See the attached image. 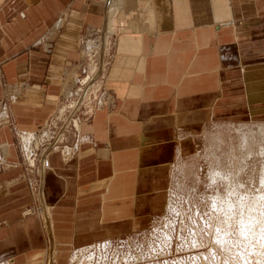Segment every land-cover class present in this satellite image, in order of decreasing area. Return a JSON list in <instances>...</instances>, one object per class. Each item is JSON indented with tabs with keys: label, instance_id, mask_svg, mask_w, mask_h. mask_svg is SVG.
I'll return each instance as SVG.
<instances>
[{
	"label": "crops",
	"instance_id": "0c3cea01",
	"mask_svg": "<svg viewBox=\"0 0 264 264\" xmlns=\"http://www.w3.org/2000/svg\"><path fill=\"white\" fill-rule=\"evenodd\" d=\"M93 29L87 42L105 38L98 61L112 102L79 122L86 138L74 157L51 151L38 168L57 249L144 229L164 210L173 164L209 125L264 122V0H0L10 163L0 170V262L43 263L41 227L23 216L32 197L14 133L63 112Z\"/></svg>",
	"mask_w": 264,
	"mask_h": 264
},
{
	"label": "rangeland",
	"instance_id": "374dc122",
	"mask_svg": "<svg viewBox=\"0 0 264 264\" xmlns=\"http://www.w3.org/2000/svg\"><path fill=\"white\" fill-rule=\"evenodd\" d=\"M89 80L87 78L85 81L90 83ZM87 85L79 100L81 102L87 93ZM76 87L74 82L71 90ZM72 99V94L63 96L59 103L65 105ZM37 129L24 135L21 134L26 132L24 130L17 129L14 133L13 142L22 167L24 159L20 155V145L25 140L36 142L38 135L34 134ZM3 152L4 149L1 155ZM58 154L64 160L76 155L64 158L61 152ZM22 171L21 168V175L15 178L22 179ZM37 173L30 174L31 180L37 179ZM170 179L166 209L161 216L174 219V233L188 237L193 230L191 225L196 226L198 244L203 248L210 244L226 251L233 264H264V242L260 243L259 236L264 230V122L209 125L197 142L195 153L188 158L176 160L173 164ZM39 186L40 184L29 185L31 206L23 212V216H35L38 226L41 227L45 241L42 264L46 261L45 264H83V259L75 254L78 246L60 250L51 241L48 234L50 207L43 205ZM247 226L248 236L240 234L241 228ZM0 264H16V261L14 263L13 259H8Z\"/></svg>",
	"mask_w": 264,
	"mask_h": 264
},
{
	"label": "built area",
	"instance_id": "2783aa9c",
	"mask_svg": "<svg viewBox=\"0 0 264 264\" xmlns=\"http://www.w3.org/2000/svg\"><path fill=\"white\" fill-rule=\"evenodd\" d=\"M97 29L87 30L83 35L84 45L82 50L84 51V56L79 63V68L81 69L78 73L79 80L75 81L77 87L73 89L72 94L73 99L75 98L76 101L78 100L79 86L82 85L81 81L92 74L95 69V50L92 47L93 43L87 42V38H94L98 31ZM105 68L104 64V70L96 81L98 85L87 91L86 97L77 110L74 121H70L71 115L67 114L70 109V103L74 102L72 99L68 104L63 105V112H57L54 109L45 118L44 122L35 131L34 135H38L35 143L22 141V149L20 151L24 159L23 169L27 172L26 177L28 179L26 178V181L30 185H39V174L37 172L42 157L41 150L46 151V149H54L56 147L64 155V158L75 155L79 143L86 138L80 131L79 122L82 119H88L102 103L112 102V98L104 89L102 81ZM4 109L7 110L6 103L1 98L0 125L9 121L8 113L4 112ZM25 151H27V156L30 157V160L33 159L31 163L25 160ZM4 163L0 160V169ZM35 173L38 174L37 179L31 180L30 174L33 175ZM166 204L163 210L164 213ZM163 212L159 216L152 218L147 227L142 230L94 240L86 244L84 248L78 246L75 254L79 255L81 260L83 259V264H233L228 259L226 251H221L210 244L204 248L198 244L199 236L196 226L191 225L193 230L188 237L181 236L177 232L174 233L173 229L176 222L174 219L166 218L164 215L162 217ZM207 225H209V222Z\"/></svg>",
	"mask_w": 264,
	"mask_h": 264
},
{
	"label": "bare ground",
	"instance_id": "6f19581e",
	"mask_svg": "<svg viewBox=\"0 0 264 264\" xmlns=\"http://www.w3.org/2000/svg\"><path fill=\"white\" fill-rule=\"evenodd\" d=\"M98 39H99V41H98V43L96 44V43H94L93 44V48H94V53H95V55H96V63H95V69L92 71V74H90L89 76H87L85 79H83L81 82H82V85L80 86V88H79V94H78V100H80L81 99V95H82V93L85 91V87H86V84H87V82L85 81L87 78H90V80L89 81H91L92 83H94L93 81H96L97 79H98V77H99V75L103 72V67H101V65H100V59H99V61H98V57H100L101 56V53H100V50H101V48H102V46H103V43H104V41H105V38H104V36H103V34L101 33V35L100 36H98ZM14 89H16V88H14ZM17 90V89H16ZM78 100L77 101H75V102H78ZM74 108L72 107V106H70V111L71 110H73ZM4 112H6L7 113V110L6 109H4ZM70 115L72 116L73 115V111H71L70 112ZM70 121H73V119H71ZM18 133V132H17ZM30 133V131L29 132H21V134L22 135H24V134H29ZM32 133V132H31ZM34 133V132H33ZM21 135V136H22ZM37 136V135H36ZM24 138H26L27 136H23ZM20 137H18V139H19ZM20 139H22V138H20ZM26 141V140H25ZM35 143V142H34ZM21 146V145H20ZM4 149V152H3V154L1 155V153H0V160H1V162L2 163H4L3 165H2V169L3 168H5V167H7V166H9L10 165V163L8 162V160L6 159V156H5V150H6V145H5V143H1V149ZM21 148V147H20ZM2 149V150H3ZM57 148L56 147H54V149H46V151L45 150H42V157H44V156H47V154L48 153H50L51 151H53V150H56ZM1 150V151H2ZM58 152H60V151H58ZM24 156H25V160L27 161V162H29V163H31L32 161H33V159L32 160H30V158H28L27 157V151H25V154H24ZM41 157V158H42ZM263 214V213H262ZM259 219V218H258ZM262 223V222H261ZM262 226V225H261ZM241 233L240 234H242V235H244V236H248L247 235V232H248V226L247 227H244V228H241ZM249 233V232H248ZM260 233V232H259ZM261 235H259L260 236V243H262V242H264V230L260 233ZM259 236H257L258 238H259ZM249 238H250V236H249ZM261 246V245H260ZM264 246V245H263ZM262 247V246H261Z\"/></svg>",
	"mask_w": 264,
	"mask_h": 264
}]
</instances>
